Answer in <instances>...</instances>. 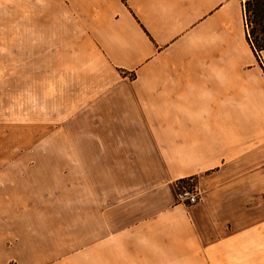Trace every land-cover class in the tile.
Here are the masks:
<instances>
[{"label":"crops","instance_id":"0c3cea01","mask_svg":"<svg viewBox=\"0 0 264 264\" xmlns=\"http://www.w3.org/2000/svg\"><path fill=\"white\" fill-rule=\"evenodd\" d=\"M241 1L23 5L18 28L34 54L24 59L48 62L41 76L71 81L63 90L57 81L56 92L86 94L78 105L86 115L73 124L86 125L88 171L103 174L88 183V259L48 264H209L219 239L255 235L264 178L255 152L240 147L256 63ZM189 177L200 199L186 206L173 183Z\"/></svg>","mask_w":264,"mask_h":264},{"label":"rangeland","instance_id":"374dc122","mask_svg":"<svg viewBox=\"0 0 264 264\" xmlns=\"http://www.w3.org/2000/svg\"><path fill=\"white\" fill-rule=\"evenodd\" d=\"M25 3L29 0H0V264L87 260L88 183L103 179V174L88 171L86 125L73 124L86 115V109L78 108L86 94L56 92L57 81L60 90L70 89L71 81L41 76L49 63L24 59L34 56L18 28ZM253 55L255 102L240 109L250 121L239 126V138L241 148L255 152V169L263 179L264 50ZM109 179L117 181L119 176ZM190 183L195 185L191 177L173 183L176 203L178 188ZM262 186L257 177V207L263 209ZM100 191L96 190L97 201L103 199ZM263 221L257 220L255 235L249 238L216 241L205 254L209 264H264ZM90 222L97 227L96 220Z\"/></svg>","mask_w":264,"mask_h":264},{"label":"trees","instance_id":"16d2710c","mask_svg":"<svg viewBox=\"0 0 264 264\" xmlns=\"http://www.w3.org/2000/svg\"><path fill=\"white\" fill-rule=\"evenodd\" d=\"M246 40L255 55L264 50V0H242Z\"/></svg>","mask_w":264,"mask_h":264},{"label":"built area","instance_id":"2783aa9c","mask_svg":"<svg viewBox=\"0 0 264 264\" xmlns=\"http://www.w3.org/2000/svg\"><path fill=\"white\" fill-rule=\"evenodd\" d=\"M199 199L198 188L190 183L187 185H181L176 192V201L183 204H194Z\"/></svg>","mask_w":264,"mask_h":264}]
</instances>
